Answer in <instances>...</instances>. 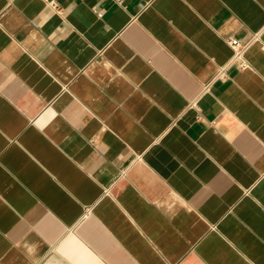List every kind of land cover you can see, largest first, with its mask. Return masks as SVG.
Returning <instances> with one entry per match:
<instances>
[{"label":"crops","instance_id":"crops-1","mask_svg":"<svg viewBox=\"0 0 264 264\" xmlns=\"http://www.w3.org/2000/svg\"><path fill=\"white\" fill-rule=\"evenodd\" d=\"M47 1L0 0V264H264V0Z\"/></svg>","mask_w":264,"mask_h":264},{"label":"built area","instance_id":"built-area-1","mask_svg":"<svg viewBox=\"0 0 264 264\" xmlns=\"http://www.w3.org/2000/svg\"><path fill=\"white\" fill-rule=\"evenodd\" d=\"M47 4L54 10H57L58 6L54 0L47 1ZM260 40V31L255 32L247 41H240L234 37H227L226 43L232 51L231 58L229 62L218 69L216 74L213 76L211 81L207 83L204 89H207L209 84L214 81H222L227 79V68L235 67L237 70H242L248 67V62L246 59V53L251 45Z\"/></svg>","mask_w":264,"mask_h":264}]
</instances>
